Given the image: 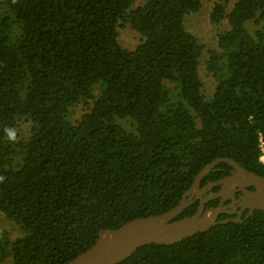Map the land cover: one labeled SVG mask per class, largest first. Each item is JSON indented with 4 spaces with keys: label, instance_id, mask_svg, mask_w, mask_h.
Segmentation results:
<instances>
[{
    "label": "trees",
    "instance_id": "16d2710c",
    "mask_svg": "<svg viewBox=\"0 0 264 264\" xmlns=\"http://www.w3.org/2000/svg\"><path fill=\"white\" fill-rule=\"evenodd\" d=\"M202 5L0 0V212L22 231L1 234L0 262L67 264L104 229L175 207L218 157L264 176V0L215 3L211 21L229 26L207 59L209 96L205 46L185 26ZM127 25L142 37L133 49L120 41ZM230 169L219 163L202 185ZM118 264H264V210Z\"/></svg>",
    "mask_w": 264,
    "mask_h": 264
},
{
    "label": "water",
    "instance_id": "95a60500",
    "mask_svg": "<svg viewBox=\"0 0 264 264\" xmlns=\"http://www.w3.org/2000/svg\"><path fill=\"white\" fill-rule=\"evenodd\" d=\"M221 162L229 164L232 171L201 188L203 178ZM217 186L220 189L212 191ZM208 190L211 192L204 195ZM238 192H242L240 198L237 197ZM193 194H199L201 199L198 210L193 215L176 219L192 203L188 196ZM217 197L221 198L218 205L205 208L209 200ZM228 199L231 202L224 204ZM258 209L264 210V176L246 169L232 158L218 157L196 175L192 186L175 207L161 214L134 218L116 229H104L89 249L67 264H118L144 245L175 244L198 232L207 231L217 223L241 222L243 212L248 210L249 217ZM223 213L239 215L219 220Z\"/></svg>",
    "mask_w": 264,
    "mask_h": 264
},
{
    "label": "rangeland",
    "instance_id": "374dc122",
    "mask_svg": "<svg viewBox=\"0 0 264 264\" xmlns=\"http://www.w3.org/2000/svg\"><path fill=\"white\" fill-rule=\"evenodd\" d=\"M203 5L198 12H192L185 16V26L187 30L193 33L198 40L204 44L205 50L202 57V63L200 65V74L201 78L204 82V92L205 94L212 95L215 89V78L212 73L207 69V59L210 57L211 50L218 49V33L222 30L226 29L229 25L227 21H223L221 23L215 24L211 21L210 15L211 11L218 1H224L228 4V6H232L233 0H202ZM248 25V29L253 34L259 29V25L254 21H248L246 26ZM141 34L131 28V26L127 25L125 28L121 29L120 33V41L121 43L130 49H133L137 44L141 41ZM82 106H79L75 113V118L79 117L82 113ZM21 127L23 129L24 135L29 133L30 122L22 121ZM6 231L8 232L10 238L14 239L20 235H22V231L20 227L12 220H9L5 215L0 212V236ZM0 264H12L11 258H8Z\"/></svg>",
    "mask_w": 264,
    "mask_h": 264
},
{
    "label": "flooded vegetation",
    "instance_id": "af4514ba",
    "mask_svg": "<svg viewBox=\"0 0 264 264\" xmlns=\"http://www.w3.org/2000/svg\"><path fill=\"white\" fill-rule=\"evenodd\" d=\"M232 171V169H230V172ZM204 187V185H202L201 186V188H203ZM220 189V187L219 186H217V187H213L212 188V191H218ZM249 189H254L253 187H249ZM211 191H206L205 193H204V195H207V194H209ZM242 196V192H238L237 193V197L238 198H240ZM188 199L190 200V201H192V202H195V201H198V203H200V196H199V194H193V195H190V196H188ZM215 200H217L218 201V203L216 204V205H218L220 202H221V198L220 197H217V198H213V199H211V200H209L207 203H206V205H205V208H209V207H212L211 205H208L210 202H212V201H215ZM231 202V199H228V200H226L225 202H224V204H229ZM216 205H214V206H216ZM198 206H199V204H198ZM197 210H198V208H197ZM223 214H227L228 216V218L229 217H236V216H238L239 214H237V213H223ZM222 215V214H221ZM220 215V216H221ZM247 215H248V210H246L245 212H243L242 214H241V217L243 218V217H247Z\"/></svg>",
    "mask_w": 264,
    "mask_h": 264
},
{
    "label": "built area",
    "instance_id": "2783aa9c",
    "mask_svg": "<svg viewBox=\"0 0 264 264\" xmlns=\"http://www.w3.org/2000/svg\"><path fill=\"white\" fill-rule=\"evenodd\" d=\"M260 146H261V149L263 151V153H262V155L260 157V160L264 162V141H263L262 138H261V144H260Z\"/></svg>",
    "mask_w": 264,
    "mask_h": 264
},
{
    "label": "clouds",
    "instance_id": "9594fccd",
    "mask_svg": "<svg viewBox=\"0 0 264 264\" xmlns=\"http://www.w3.org/2000/svg\"><path fill=\"white\" fill-rule=\"evenodd\" d=\"M15 139H16L15 133L14 132H9V140L15 141Z\"/></svg>",
    "mask_w": 264,
    "mask_h": 264
}]
</instances>
